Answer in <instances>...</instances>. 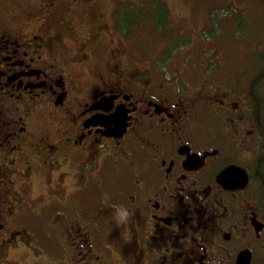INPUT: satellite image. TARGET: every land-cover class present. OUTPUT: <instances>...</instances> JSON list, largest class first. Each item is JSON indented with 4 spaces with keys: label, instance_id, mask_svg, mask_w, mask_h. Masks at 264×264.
<instances>
[{
    "label": "flooded vegetation",
    "instance_id": "1",
    "mask_svg": "<svg viewBox=\"0 0 264 264\" xmlns=\"http://www.w3.org/2000/svg\"><path fill=\"white\" fill-rule=\"evenodd\" d=\"M96 4L0 7V264H264V33L169 78Z\"/></svg>",
    "mask_w": 264,
    "mask_h": 264
},
{
    "label": "rangeland",
    "instance_id": "2",
    "mask_svg": "<svg viewBox=\"0 0 264 264\" xmlns=\"http://www.w3.org/2000/svg\"><path fill=\"white\" fill-rule=\"evenodd\" d=\"M226 2L228 4H225ZM0 3L5 4L4 2ZM130 3L136 7L141 5V13L146 16H149L156 10H160L156 8L157 6L166 9L168 11L167 20L170 30H162L163 33L161 34L157 33V31L153 30L151 23H148L149 20H145L139 26H135L134 32L136 35L132 32L127 38L122 37L119 34L120 32L118 33L117 27H115L117 13L114 15L116 12L114 7L127 9V4ZM3 4L0 6H3ZM210 4L218 5L206 17L204 11L209 9L207 6ZM96 7L101 9V12L104 14L102 23L105 28L103 32L106 31V23H108V32L113 40L125 44L128 53L133 54V57H135L134 55L139 58L142 57L143 61H149L151 58L155 60L161 57V49L165 42L163 34L166 36H172L174 32L188 34L190 36L189 44L181 50L174 51L170 57L171 60L169 58L163 62L169 78L184 74H188V76L193 75L197 69L202 68L205 60L212 61L215 68L236 67V65L244 60L243 57L247 53L237 52L236 47L238 44H241V40L235 35L231 25L239 23L242 25L253 24L255 27L264 28L262 25V22H264V0H116L115 2L100 0V3L97 1ZM236 17L235 21L231 20V18ZM213 22L216 24L215 26H212ZM214 28L216 29L213 30ZM208 30L212 32L209 34L207 33ZM249 35L252 34L250 33ZM200 39L212 44L207 48V44H200ZM108 41L112 44L111 40ZM253 41L254 38H250L246 43L252 44ZM68 46H70L71 50H74L73 41H69ZM243 46L244 44L239 45V47ZM106 47V39L103 38L100 50L104 51ZM117 47L126 52L124 46L118 45ZM99 57L105 58L106 55H96V60ZM255 63L254 56H250L249 61H246V65L248 66H255Z\"/></svg>",
    "mask_w": 264,
    "mask_h": 264
},
{
    "label": "trees",
    "instance_id": "3",
    "mask_svg": "<svg viewBox=\"0 0 264 264\" xmlns=\"http://www.w3.org/2000/svg\"><path fill=\"white\" fill-rule=\"evenodd\" d=\"M9 4V3H8ZM139 7H141V5H139ZM9 8H11V4H10V7ZM156 8H158V9H161L162 7L161 6H157ZM137 9H139V11L138 12H140L141 10H140V8H138V7H134V6H132L131 8H128L127 10H126V14L127 13H129V15H127V17H122V18H120V20H118L117 22H118V27L120 28V31H121V33H123L124 35H126V36H128L129 34H130V32H129V29L130 28H132V26H133V23L135 22V20L136 21H138V19L139 18H141V17H138V18H135L131 13H136V14H138V12H137ZM17 11V10H16ZM129 16V17H128ZM237 19V17L236 18H231V20L232 21H235ZM156 21H155V25H156V30L157 31H159V33L161 34V33H163V31L164 30H167L168 29V27H167V20H166V18H165V16L164 15H162L161 13L160 14H158L157 15V17H156V19H155ZM121 21L122 22H124L122 25H120L121 24ZM239 24H232L231 25V27H232V30H233V32L235 33V30H236V26H238ZM163 30V31H162ZM212 31H210V30H208L207 31V33H211ZM158 33V32H157ZM260 34H262V33H260ZM188 36V35H187ZM161 37H162V35H161ZM170 37V35L169 36H166L165 34H163V39L165 40V41H168V44H166V48H168V50H167V52H170V51H172V50H177V49H179V48H182L184 45H186V44H188L189 43V39L188 38H183V39H177V38H175V36H172V38H169ZM238 38H240V40H241V44H245V45H248L246 42L248 41V39H250V37H245V36H242V37H238ZM253 38V37H252ZM254 42V41H253ZM256 43V42H255ZM205 44H212L211 42H209V43H204V45ZM241 44H238L237 45V47H236V49H237V52H238V48H239V45H241ZM219 49H220V47H218ZM254 59H255V66L257 67V68H259L260 67V65L263 63V60L262 59H259V57L258 56H254ZM242 63V62H241ZM240 63V64H241Z\"/></svg>",
    "mask_w": 264,
    "mask_h": 264
},
{
    "label": "clouds",
    "instance_id": "4",
    "mask_svg": "<svg viewBox=\"0 0 264 264\" xmlns=\"http://www.w3.org/2000/svg\"><path fill=\"white\" fill-rule=\"evenodd\" d=\"M105 199H107V196H105ZM113 218L115 219L117 225L127 226L131 222L132 213L128 208L121 205L113 210Z\"/></svg>",
    "mask_w": 264,
    "mask_h": 264
},
{
    "label": "bare ground",
    "instance_id": "5",
    "mask_svg": "<svg viewBox=\"0 0 264 264\" xmlns=\"http://www.w3.org/2000/svg\"><path fill=\"white\" fill-rule=\"evenodd\" d=\"M64 185V184H63ZM66 185V184H65ZM34 197V196H33Z\"/></svg>",
    "mask_w": 264,
    "mask_h": 264
}]
</instances>
